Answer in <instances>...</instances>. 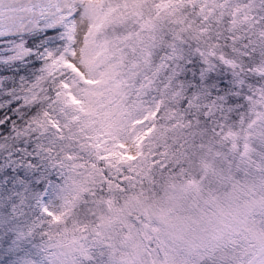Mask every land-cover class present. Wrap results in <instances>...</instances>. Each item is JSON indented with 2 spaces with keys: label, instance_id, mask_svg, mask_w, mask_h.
Returning <instances> with one entry per match:
<instances>
[{
  "label": "snow or ice",
  "instance_id": "6c2138e0",
  "mask_svg": "<svg viewBox=\"0 0 264 264\" xmlns=\"http://www.w3.org/2000/svg\"><path fill=\"white\" fill-rule=\"evenodd\" d=\"M0 264H264V0H0Z\"/></svg>",
  "mask_w": 264,
  "mask_h": 264
}]
</instances>
